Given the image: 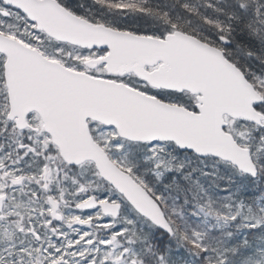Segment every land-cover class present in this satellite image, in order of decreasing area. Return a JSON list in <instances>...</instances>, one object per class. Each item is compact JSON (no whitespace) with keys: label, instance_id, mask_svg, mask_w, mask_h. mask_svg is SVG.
Listing matches in <instances>:
<instances>
[{"label":"snow or ice","instance_id":"obj_1","mask_svg":"<svg viewBox=\"0 0 264 264\" xmlns=\"http://www.w3.org/2000/svg\"><path fill=\"white\" fill-rule=\"evenodd\" d=\"M0 264H264V0H0Z\"/></svg>","mask_w":264,"mask_h":264}]
</instances>
